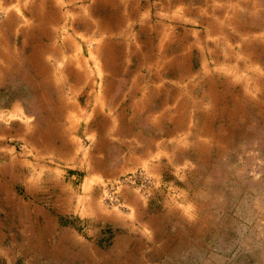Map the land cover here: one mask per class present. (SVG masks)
Wrapping results in <instances>:
<instances>
[{
  "label": "rangeland",
  "instance_id": "374dc122",
  "mask_svg": "<svg viewBox=\"0 0 264 264\" xmlns=\"http://www.w3.org/2000/svg\"><path fill=\"white\" fill-rule=\"evenodd\" d=\"M150 7L136 27L148 23L166 56L178 45V61L151 56L146 77L131 85L170 100L159 110L153 157L140 142L149 125L136 126L133 142L95 148V131H106L89 116L83 80L71 75L79 64L32 55L29 13L0 9V264H264V0ZM140 114L142 124L158 112ZM175 124L176 138L168 134ZM22 158L29 164L15 162ZM22 167L25 183L14 176ZM79 167L70 184L68 169ZM108 169L117 170L103 176Z\"/></svg>",
  "mask_w": 264,
  "mask_h": 264
},
{
  "label": "crops",
  "instance_id": "0c3cea01",
  "mask_svg": "<svg viewBox=\"0 0 264 264\" xmlns=\"http://www.w3.org/2000/svg\"><path fill=\"white\" fill-rule=\"evenodd\" d=\"M9 6L19 8L22 14L27 12L30 15V25L28 27L32 32V37H36L35 45L36 47L38 46V48L33 49L32 55L37 54L38 59L43 58V60L55 61L64 58L63 60H74V63L79 64L78 67L73 65L70 70L71 75H73L76 82L83 80V87H80V89L82 88L83 93L87 91L85 93L88 98L87 105L92 106L89 116L90 118L93 117L94 124L103 126L106 131L105 136H102L104 135L101 133L102 130H98V133L95 131V136L97 134L101 136L97 137L98 139L96 140L98 141L96 143H93L94 147L102 149L103 140L108 143L111 141L120 142L119 140H126L129 143L133 142V140H136V137L134 138L136 126L149 125L150 133L145 135V138L142 137L140 142H144L145 146L148 145V154L152 152L149 157L155 156L156 145L154 144L161 142V139L155 138L153 133L158 132L159 134L160 131L163 133V129L159 127L165 121L163 118L164 114H161L159 110H165L170 100H168L166 91L164 93L150 91V94H148L140 87L136 89L131 86L137 84V79L141 82L146 77L144 75V63L152 59L151 56L153 55L159 53L165 55L168 48L167 44H162L160 41L159 44L153 46V39L148 34L149 30L151 31L148 23L138 27L135 25L137 17L140 20L142 16L149 15L151 10L150 0H0V9ZM10 12L16 13L17 10L11 9ZM148 18L149 16L146 17V20ZM10 27L13 28L12 25ZM35 31H37L36 34ZM145 34L148 37L144 36V38H141V35ZM36 49L39 52H36ZM28 59H30L27 60L28 62H33L32 57ZM158 59L157 57L155 60ZM163 61H178V45L174 48V55L166 56ZM129 62L134 63L133 67L128 64ZM32 66L33 64L31 68ZM167 67L165 66L164 69ZM152 69L154 70L153 66L151 67ZM155 73L158 74V69ZM119 77L124 79L121 86L115 89L108 85V83L113 82V78ZM72 85L76 86L75 83ZM157 97L158 99H156ZM171 105H174L173 110L175 113V117L172 119L177 124L179 105L178 102H173ZM103 106L107 110L110 108V111H116V118L110 112L103 113ZM154 109L156 114L157 112L158 114L155 117H150L149 122L143 121L142 124H139L137 119H135L136 116H141V111L144 112L145 110L151 113L150 116H154ZM45 110L49 112L47 108ZM126 110L134 112L129 116L126 114ZM60 111L58 112L59 116ZM119 111L121 112L119 113ZM98 115L101 118H98ZM47 119H51V116ZM176 124L174 129L168 130V134L175 135L174 138H176L178 129ZM82 133H85L86 136V130L83 131L82 129ZM162 139L164 141L166 137L163 136ZM90 155L92 161H94L95 167H93L97 168L96 166L98 165L95 163L101 160V157H97L94 151ZM159 156L161 155L157 154L156 157ZM15 162H23L22 164L25 166L29 164L23 158L15 159ZM83 164L84 160H82L80 166H83ZM31 168L32 174L30 178H33V173L38 169V164ZM72 168L75 169V167ZM17 170L19 173L15 172L14 176L19 178L21 183H25L28 179L24 175L25 170L23 167ZM77 170L69 171L68 169L67 177L70 184L76 182L77 177L81 176L79 174L83 169L79 167ZM116 170H104L103 176L111 177ZM36 173L38 174V172ZM46 185V188H43V190L46 189V192L42 191L41 194L49 197L52 195L49 190L54 191V184H52L51 180ZM66 187L72 188L69 184Z\"/></svg>",
  "mask_w": 264,
  "mask_h": 264
}]
</instances>
